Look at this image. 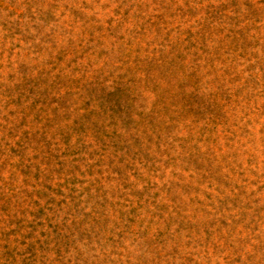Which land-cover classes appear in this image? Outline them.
Returning <instances> with one entry per match:
<instances>
[{
    "label": "rangeland",
    "instance_id": "rangeland-1",
    "mask_svg": "<svg viewBox=\"0 0 264 264\" xmlns=\"http://www.w3.org/2000/svg\"><path fill=\"white\" fill-rule=\"evenodd\" d=\"M0 264H264V0H0Z\"/></svg>",
    "mask_w": 264,
    "mask_h": 264
}]
</instances>
